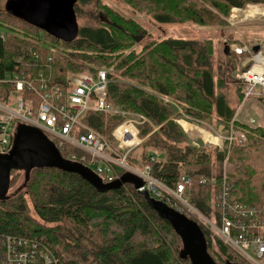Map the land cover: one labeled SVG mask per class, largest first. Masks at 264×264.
Instances as JSON below:
<instances>
[{
  "label": "trees",
  "instance_id": "1",
  "mask_svg": "<svg viewBox=\"0 0 264 264\" xmlns=\"http://www.w3.org/2000/svg\"><path fill=\"white\" fill-rule=\"evenodd\" d=\"M127 1L133 8L153 15L160 24L190 22L201 26H207L201 10L205 4L227 15L233 7H244L248 2L262 3L259 0ZM93 2L98 4L99 1L78 0L75 3L76 17L81 15V7ZM99 6L102 16L97 19L101 24L80 26L79 34L70 39L52 35L17 15L0 10V27L6 29L5 33L0 29V77L8 72H20L26 76L27 73L43 72L55 85L67 88L74 72L89 67L94 74L100 69L107 70L115 64V61L109 60L114 53L125 54L131 50L123 55V59H117L116 70L120 73L119 77L140 81L143 86L137 85L139 88L110 82L108 102L146 116L149 122L158 125L159 130L145 142L140 154H130V162L137 163L131 160V156L133 160L140 158L142 166L150 165L152 175L171 187L176 186L180 167H184L186 174L194 180L192 203L207 215L216 213L223 174H210L209 168L198 161L199 157H194L199 154L205 158L209 154L186 143L184 138L187 137L182 129L184 127L204 141L207 131L184 121H181L182 127L173 116L207 123L205 120H209L210 114L212 116L217 108L218 120L224 129L229 130L232 126L246 135L244 146L229 145L228 142L224 145L226 150L231 149L230 160H242L239 175H227L232 186V200L264 209V124L254 126L253 123L237 120L235 110L229 107L228 101L221 96L216 97L213 39L165 37L132 49L147 34L146 28L109 4L101 3ZM95 51L103 53V56L96 55ZM224 56L227 59L230 57ZM142 68L148 71L147 75L139 74ZM108 77L113 79V71H108ZM237 81L244 100V86L240 80ZM13 88L0 83L1 100L7 101ZM179 89L186 93L184 97L177 93ZM168 98L173 102L165 100ZM259 99L264 105V97ZM109 115L90 111L84 120L112 141L113 134L111 138L104 129ZM144 134L145 131L142 132ZM248 142V148L239 149ZM147 146L154 151H146ZM216 156L222 161L224 153L217 151ZM64 157L68 159L66 154ZM22 172L26 175L25 170L12 168L10 189ZM202 178L208 179V182L201 183ZM101 180L106 182L102 177ZM212 180L216 182V187L212 186ZM28 201H31L32 207ZM88 228L94 231L92 236H85L83 230ZM202 228L209 253L212 255L211 248L217 246L225 257L220 261L212 255L218 264L245 263L235 251ZM171 232L182 244L172 224L151 207L134 183L128 182L117 189L102 192L83 176L56 165L31 167L22 187L14 195L0 200V233L45 244L58 256L59 264H170L175 260L169 247ZM151 233L161 235L154 249L149 248L151 240H155L151 239ZM145 235L149 236L148 240L143 237ZM136 237L140 242H135ZM182 250L183 244L179 259L191 264L189 259L182 258Z\"/></svg>",
  "mask_w": 264,
  "mask_h": 264
},
{
  "label": "built area",
  "instance_id": "2",
  "mask_svg": "<svg viewBox=\"0 0 264 264\" xmlns=\"http://www.w3.org/2000/svg\"><path fill=\"white\" fill-rule=\"evenodd\" d=\"M255 13L258 15L262 11L259 9ZM259 46L255 52L253 45L237 41L230 43L232 54L247 57L251 62L237 75L244 86L245 99L264 97V43ZM69 82L67 88L55 85L43 72L38 83L20 72H8L0 77V83L14 86L7 101L1 100L0 90L1 153H8L13 146L18 123L39 128L71 162L91 168L106 182L119 179L125 172L139 176L143 180L141 189L196 220L235 251L246 264H264V209L232 200V186L228 183L227 174H223L217 195V212L211 216L203 213L191 201L194 180L183 167H180L176 186L171 187L152 175L150 165L140 168L129 165L130 152L142 142L140 125L149 121L146 116L133 114L132 118L120 124L112 133L113 144L104 135L83 124L90 111L117 112L108 102L111 82L108 70L100 69L96 74L84 71L70 78ZM254 121L250 119L251 123ZM226 142L244 146L246 135L231 126L226 135L220 136L217 145L223 147ZM200 181L205 184L208 179ZM211 184L216 187L214 180ZM0 264H34L29 246H22V237H8L7 253H0Z\"/></svg>",
  "mask_w": 264,
  "mask_h": 264
},
{
  "label": "rangeland",
  "instance_id": "3",
  "mask_svg": "<svg viewBox=\"0 0 264 264\" xmlns=\"http://www.w3.org/2000/svg\"><path fill=\"white\" fill-rule=\"evenodd\" d=\"M17 0H0V10L5 11L8 13H13L12 11V5ZM76 0L75 2H77ZM98 4L93 2L91 4H88L85 7H81L80 12L81 15L77 18L76 17V32L75 36L79 34L80 26H98L101 24L99 22V19H97L98 16H102L101 13V7L99 4L106 3L112 6L117 12L122 14L123 16L136 20L137 22H140L146 29L147 34L144 35L143 38H141L135 46H133L132 49H135L136 47H141V44H145L148 41L151 40H161L165 37H179V38H188V39H204V37L212 38L211 41L212 48L214 50V56L212 59L213 64V72L215 75V95L216 97H223L225 100L228 101V105L230 108L235 110V117L237 120L241 122H250V118H253L255 120L254 126L258 124H264V105L261 102L259 98L251 97L248 99H244L241 96L240 93V84L237 81V75L242 72L246 67L250 65V60L247 57H235V56H228L229 59H227L224 56V48L225 45L228 43H231L233 41H237L240 43H247V44H260L264 43V0H259L262 3H256V2H248L244 7H233L229 14H224L219 12L217 9H215L212 5L205 4L204 8L201 10L203 11L205 15L206 25L207 26H201L199 24H193V23H179V24H160L158 23L153 15L145 14L132 6H130L127 0H98ZM203 3L202 1H200ZM249 6H252L251 9H262V13L256 15L250 13ZM98 24L96 23V21ZM185 23V24H184ZM1 32L5 33L6 29L3 27H0ZM214 41V42H213ZM131 50H128L125 54L130 52ZM95 54L98 56H103V53H100L98 51H95ZM124 53H114L112 58H109L110 61H115V64L110 66L111 68H108L107 70L109 72L113 71L114 77L111 80L112 82H116L121 85L126 86H132V85H140L143 86L140 81H132L131 79L119 77L120 73L116 70V64L118 58H124ZM124 55V56H123ZM123 56V57H122ZM147 57V56H146ZM121 59V60H122ZM107 61H109L106 58ZM120 60V61H121ZM120 63V62H119ZM27 66V65H26ZM93 70L92 67L84 68L81 71H76L73 73V75L70 77H74L75 75L84 72ZM139 74L145 76L148 74V71L144 68L139 70ZM39 74H32L27 73V77L31 80H35L36 83L40 80ZM159 75H162L161 72H159ZM145 79V78H144ZM150 81V80H149ZM139 87V86H137ZM141 88V87H139ZM244 90V88H243ZM177 93L184 97L185 92L181 89L177 91ZM28 97V95H26ZM34 96L33 98H35ZM169 102H173L171 99H165ZM114 108L116 109V113L110 114L109 118H107L105 122L104 129L106 131V134L109 135L112 138V133L114 130L122 123L126 122L130 118H132L133 114H138L135 111L127 110L119 105H116L112 103ZM173 104V103H172ZM176 108V104H173ZM119 117V118H117ZM175 120H178V116H173ZM210 119L205 120L207 123L206 125H203L201 128L203 131H208L211 134L215 136H223L226 135L227 130L224 129V125L221 124V122L218 120V112L217 108L213 112L212 116L210 114ZM120 122V123H119ZM188 122L193 123V120H189ZM83 124L87 127L92 128L87 123H85V120L83 121ZM179 124V123H178ZM181 127V126H180ZM182 128V127H181ZM93 129V128H92ZM159 130V127L157 124L151 122H146L141 127V135L140 138L142 139L141 144H139L136 148H134L130 154L132 156L134 153H141L143 151V146L147 140L151 136L154 135ZM187 137L184 138L186 143L191 144L192 146L196 147L199 151L204 152L205 154H209V157L205 158L201 155H195L194 157L201 163H203L204 167L209 168L210 174L214 175H220V174H227L229 176L235 177L236 175H239V167H242V160L240 159H232L230 160L231 155V149L226 150L225 146L219 147L215 146L213 144H210L209 142H205L203 138L200 136H195L191 134V132H186L184 128L182 129ZM145 131V134L142 135V132ZM107 137V136H106ZM206 139V137H205ZM114 142V139H112ZM212 143V142H211ZM249 147L248 144L243 147L239 148L240 150L246 149ZM146 151H154L150 146H147L145 148ZM217 151H221L224 153V158L222 161H219L217 159L216 153ZM129 154V156H130ZM160 154V153H156ZM131 156V160L134 162H137L135 164H132L130 162V157H128V162L131 166H134L136 168L142 167V160L140 158H137L133 160ZM159 157V156H158ZM41 158V159H40ZM52 154L50 151L40 142L37 136L30 137L26 143L23 145V147L20 149L18 154L13 160V166L17 168H26L29 165L33 164H48V162L52 161ZM245 159V157H244ZM3 164L0 162V165ZM184 168V167H183ZM185 169V168H184ZM21 177L16 179L12 185L11 189L9 191V195H14L16 193V190L22 187V185L25 183L26 176L24 172H22ZM2 187V184L0 182V189ZM28 204L30 207H32L31 201H28ZM76 230V229H75ZM79 234L82 232L76 230ZM85 232V236H92L94 231L91 228H88ZM88 234V235H87ZM151 246L149 248L154 249L155 243L159 239L161 235H156L151 233ZM145 239L148 240L149 236L145 235L143 236ZM135 242L139 241V238ZM164 240V239H163ZM81 242V238H80ZM140 242V241H139ZM170 242V251L172 249L173 255L175 260L171 261L170 264H188L186 261H182L179 259V252L181 250V242L179 239L171 232L169 237ZM82 244V243H81ZM216 244V243H214ZM148 247V246H147ZM218 247L214 246L211 248V253L215 259L218 260H224L225 257L218 251ZM84 264V263H81ZM86 264H94L87 262Z\"/></svg>",
  "mask_w": 264,
  "mask_h": 264
},
{
  "label": "water",
  "instance_id": "4",
  "mask_svg": "<svg viewBox=\"0 0 264 264\" xmlns=\"http://www.w3.org/2000/svg\"><path fill=\"white\" fill-rule=\"evenodd\" d=\"M76 0H17L12 5L14 15H17L29 23L49 32L52 35L64 39L75 37L76 30ZM259 46H254V51H258ZM224 53L231 56L229 45H225ZM37 136L40 142L52 154V161L48 164H33L23 169L26 172L35 165H56L62 170L79 174L92 182L100 191L107 192L117 189L128 182L135 184V187L141 194L145 196L148 203L153 209L165 220H168L176 233L182 240L183 250L182 258L189 259L191 264H218L208 251V243L203 228L193 219L185 214L169 207L162 201L154 199L143 187V180L132 173L124 174L120 179L104 183L91 169L76 162L66 160L55 143L39 128L19 123L14 139V145L11 151L6 154H0V200L8 197L10 189L11 171L13 160L26 143L32 137ZM26 181V179H25ZM240 264V263H228Z\"/></svg>",
  "mask_w": 264,
  "mask_h": 264
},
{
  "label": "bare ground",
  "instance_id": "5",
  "mask_svg": "<svg viewBox=\"0 0 264 264\" xmlns=\"http://www.w3.org/2000/svg\"><path fill=\"white\" fill-rule=\"evenodd\" d=\"M258 11V9H251L250 13L254 14V12ZM262 11V9H261ZM206 139L205 142H212L217 143L219 142L220 138L218 136H215L207 131L206 133ZM12 235H6L3 233H0V253L1 255H6L7 249H8V237ZM28 245L29 246V255L33 259L34 264H55L59 261L58 256L54 253V251L46 246L45 244H42L41 242L33 241L29 238L22 237V246Z\"/></svg>",
  "mask_w": 264,
  "mask_h": 264
},
{
  "label": "crops",
  "instance_id": "6",
  "mask_svg": "<svg viewBox=\"0 0 264 264\" xmlns=\"http://www.w3.org/2000/svg\"><path fill=\"white\" fill-rule=\"evenodd\" d=\"M181 121H184V122H188V121H186V120H183V119H181ZM181 123V122H180ZM188 123H190V122H188ZM192 124V123H191ZM182 125V124H181ZM193 125H195V124H193ZM182 127H183V125H182ZM184 128V127H183ZM185 130V129H184ZM186 131V130H185ZM187 132V131H186ZM188 133V132H187ZM191 134H193V133H191ZM194 135V134H193ZM196 136V135H195Z\"/></svg>",
  "mask_w": 264,
  "mask_h": 264
},
{
  "label": "flooded vegetation",
  "instance_id": "7",
  "mask_svg": "<svg viewBox=\"0 0 264 264\" xmlns=\"http://www.w3.org/2000/svg\"><path fill=\"white\" fill-rule=\"evenodd\" d=\"M41 159V158H40Z\"/></svg>",
  "mask_w": 264,
  "mask_h": 264
}]
</instances>
